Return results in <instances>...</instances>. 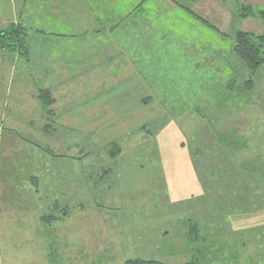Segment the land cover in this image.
<instances>
[{
    "label": "rangeland",
    "instance_id": "rangeland-1",
    "mask_svg": "<svg viewBox=\"0 0 264 264\" xmlns=\"http://www.w3.org/2000/svg\"><path fill=\"white\" fill-rule=\"evenodd\" d=\"M261 8L264 0H0V31L20 25L26 33L22 79L63 83L53 92L71 97L57 100L46 118L24 103L30 117L4 121L18 134L0 121V264H124L129 258L180 264L191 256L193 226L205 233L219 227L209 241L224 243L223 253L235 258L230 264H264V208L232 214L226 231L210 223L217 210L208 201L225 158L239 167L238 153L216 143L218 130L236 123L249 138V152L241 155L264 156V64L249 95L237 99L241 65L230 51L236 29L264 34ZM94 110L96 118L89 117ZM113 142L120 147L115 155ZM182 148L200 191L185 197L170 194L165 173ZM34 190L37 227L21 234L14 209ZM60 196L69 198L53 201ZM95 200L105 206L104 217ZM98 217L110 232V249L97 254ZM229 226L247 230L235 236Z\"/></svg>",
    "mask_w": 264,
    "mask_h": 264
},
{
    "label": "trees",
    "instance_id": "trees-1",
    "mask_svg": "<svg viewBox=\"0 0 264 264\" xmlns=\"http://www.w3.org/2000/svg\"><path fill=\"white\" fill-rule=\"evenodd\" d=\"M258 12L264 19V8L259 9ZM248 13L246 15H248ZM25 37L26 33L20 25L11 26L8 31H0V48L6 50L8 47H12V49L17 51L20 56H24L26 59H28L29 50ZM231 39L232 44L230 51L235 57L236 62L241 65V79L243 81L240 83L242 84V90L239 89V94H235L237 95V99H241L242 97H247L248 92L253 88V75L264 64V34L255 35L249 31H244L238 28L234 34L231 35ZM235 80L236 77H234L232 80H229L226 86L227 91H234ZM37 94L43 112L45 114L51 113L50 108L55 103V100L51 94V90L47 87H42L39 85L37 88ZM229 94L225 95V99L228 100L230 97L229 99L232 100L233 97L229 96ZM238 102L242 101L238 100ZM233 120L234 119H229V122ZM232 123L233 125L229 126L228 124L226 128L218 130V134L215 135V141L219 146H221L222 149L226 148L225 150L230 149L231 151L238 153L235 155V158L236 162L239 163V167L232 162L231 157L225 158V161L234 167H232L231 170L230 168L227 170V163H223L219 169L217 168L216 177L218 185L217 188L211 192L213 199L208 200L209 203L212 204V209L217 210V214L211 215L212 220H210V223L215 225L218 224L220 228H226V231L228 230V226L225 227V224L227 222L229 225L228 218L232 214H250L264 208V183H261L262 185H260L258 181L260 174H264V167L261 169L262 166H264V156L261 157L258 153L254 152L255 154H253V158H248L247 156L243 157L245 152L246 155L249 152V138L245 137L244 135H240V126L234 122ZM261 142L262 145H264V135ZM111 145L115 148L110 153L112 155H115L117 152L119 153L120 147L118 144L113 142ZM240 152L243 153V155H241ZM198 153L199 152L195 154H197L199 158ZM28 178L33 179L30 176ZM215 229H219V227ZM215 229H210L211 233H205L204 229H201L203 230L201 231L198 226H193V228L188 233V239H190L189 243L191 245L189 253L191 256L180 264H210L214 261H219L221 264H230L235 258H232V256L227 257L223 253L222 246L224 243H219L217 242L218 240H216L217 243L213 244L209 241L214 240L215 236L216 239L218 238V233ZM230 229L232 230L231 227ZM244 230L247 229L236 231L232 230L231 233L235 236H238L241 235ZM213 245H217V247L216 250L212 252L211 246ZM241 246L244 247L245 243L243 242ZM227 247L231 248V246ZM232 248L233 251H237L235 247L232 246ZM262 253L264 256V250ZM260 257L261 256H258L259 259H261ZM252 263L255 262L252 260ZM124 264L168 263L153 259L147 260L142 258H129L125 260Z\"/></svg>",
    "mask_w": 264,
    "mask_h": 264
},
{
    "label": "crops",
    "instance_id": "crops-1",
    "mask_svg": "<svg viewBox=\"0 0 264 264\" xmlns=\"http://www.w3.org/2000/svg\"><path fill=\"white\" fill-rule=\"evenodd\" d=\"M19 56L20 55L18 54L17 51H8V50L0 51V121L3 122L2 124L5 125L6 128L7 126L4 123L6 118H12V120L15 121L16 119L21 118L22 116L30 117L29 113L23 111V106L26 107V105H23L24 103L26 104L29 103L30 107L33 108V112L34 113L37 112L40 118L42 117L46 118V115L52 117L51 114L45 115V113L42 110V107H41V104L38 98V94H37V88L39 84H36L31 79H27V81L22 79L21 68L19 67ZM61 84L63 83L40 85L42 87L49 88L51 90V94L53 93L52 95L53 98L55 96V99H54L55 103L53 104V106L57 103V100H61L62 102H65L71 99L70 95L66 96L65 94L64 96L63 95L56 96V94L53 92V89L56 87L58 88V90L60 88L61 89L64 88L63 85ZM30 107H29V110H31ZM94 113H95V110L91 112L89 117L94 118L95 117ZM7 129H14V128L9 127ZM14 133H17L16 130ZM173 133H176V127L174 128ZM46 134H43V135H46ZM23 137H27V136H23ZM78 155H79L77 157L78 159L85 156V154L83 155L78 154ZM27 159L29 158H26V161ZM191 166L192 165H191V162L189 161L188 153L185 152L183 148L182 150L179 149L178 155H177V162L174 163V168L171 169L168 166H166L167 169L165 168V173L167 177L166 178L167 186L171 192L170 193L171 195L173 193V195L176 196L184 192V195H182V197H185L190 194H193V193L197 194L200 192L199 188L195 184L196 183L195 177H194L195 175L193 173ZM29 176L31 177V175ZM74 179H76V177ZM181 179H185L186 181L182 182ZM27 181L30 183L29 188H33L37 184L35 182L36 180L33 181V179L28 178ZM177 185H179L178 188H177ZM99 195H101V193ZM67 198L69 197L60 196L58 198H54L53 201H56L58 203L60 202L66 203ZM38 202H39V197L36 194V190H34L33 195L29 194V196L21 197L19 200H17V203H20L19 205L20 207H15L14 215H16V218L19 220V223H17V227L20 228L21 234H23V229L25 228L33 229L35 231L37 227L36 221L38 219V213H39L38 206H37ZM93 202L96 203L97 205L96 208H97V212L99 213V215H101V217H104L105 215H103L102 213L106 214L103 209L105 208V206L102 204L99 205L98 203L100 202H97L96 200ZM75 203L78 204V203H81V201H76ZM66 216H67L66 212L62 211L61 218L66 219ZM104 223H105L104 219L98 217L96 224H95L96 232L93 234L95 238L92 243V248L95 250V253L97 252V254L101 251H105V250L107 251L110 249V248H107V245H105V244H108L107 240L108 238H110V232H108L107 226L106 228L103 227L102 224ZM47 225L50 228H54L55 224L51 221L47 223ZM59 241L61 242L60 238H59ZM47 242H49V240ZM51 242H53V244L55 245V239L52 238ZM51 242H49V244L53 246ZM60 242L56 241L57 245H59ZM70 247H73V244L72 245L68 244V249ZM68 264H71V263H68ZM76 264H83V262L79 261V262H76Z\"/></svg>",
    "mask_w": 264,
    "mask_h": 264
}]
</instances>
